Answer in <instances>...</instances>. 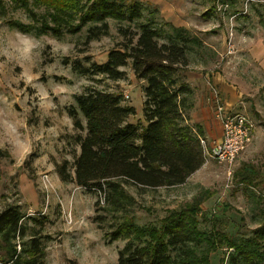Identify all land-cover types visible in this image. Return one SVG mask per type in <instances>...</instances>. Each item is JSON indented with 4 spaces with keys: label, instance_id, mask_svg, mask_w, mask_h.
Here are the masks:
<instances>
[{
    "label": "rangeland",
    "instance_id": "rangeland-1",
    "mask_svg": "<svg viewBox=\"0 0 264 264\" xmlns=\"http://www.w3.org/2000/svg\"><path fill=\"white\" fill-rule=\"evenodd\" d=\"M137 1L146 10L157 9L155 17L166 28L167 23L182 26L203 40V47L189 53V65L178 75L192 89L189 123L207 148L204 165L182 185L144 190L128 186L135 198L129 212L138 225L159 226L172 210L195 205L200 216L222 217V229L228 233L250 236L264 220V0ZM30 7L39 16L48 14L44 6ZM14 20L40 25L26 9L0 0V212L8 206L20 209L28 232L17 249L31 241L35 229L44 264H115L127 239L111 241L107 233L121 214L104 210L103 195L97 191L63 182L57 168L66 160L72 163L79 151L70 138L78 131L68 110L75 104L74 95L87 86L122 93L124 103L136 109L131 118L144 119L143 82L131 63L123 68L126 77L117 81L74 69L78 63L107 61L122 41L119 23L110 20L107 35L86 42L84 28L55 36L49 31L23 32L10 24ZM21 36L34 45L26 56L16 51ZM217 100L254 124L252 142L238 156L231 176L228 166L210 155L222 126ZM11 128L19 139L31 142L22 160ZM98 215L105 217L103 228L93 220ZM200 227L211 230L212 224L203 222ZM229 252H212V264H227Z\"/></svg>",
    "mask_w": 264,
    "mask_h": 264
},
{
    "label": "trees",
    "instance_id": "trees-1",
    "mask_svg": "<svg viewBox=\"0 0 264 264\" xmlns=\"http://www.w3.org/2000/svg\"><path fill=\"white\" fill-rule=\"evenodd\" d=\"M11 1L40 24L10 21L23 32L61 36L84 28L90 42L107 35L110 20H115L122 41L109 52L107 61L78 63L74 69L117 81L126 77L123 68L131 63L143 82L144 119L135 122L130 118L136 109L124 103L122 93L92 86L76 93L68 113L78 131L70 138L79 151L72 163L66 160L57 168L63 182L97 191L103 195L104 210L121 214L107 233L111 241L127 239L115 264H212L211 253L222 248L230 250L227 264H264V220L252 235L240 236L222 229V217L200 216L195 205L172 210L159 226L138 225L129 212L135 198L128 186L138 190L176 187L205 163L201 134L189 123L192 89L178 75L189 65V53L203 47L202 38L182 26L167 23L166 28L155 17L157 9L146 10L137 0ZM31 3L44 6L48 14L37 15ZM24 218L17 206L0 212V264H44V248L35 229L31 241L17 249L28 232ZM93 220L103 228V215ZM203 222L211 223V230L202 229Z\"/></svg>",
    "mask_w": 264,
    "mask_h": 264
},
{
    "label": "built area",
    "instance_id": "built-area-1",
    "mask_svg": "<svg viewBox=\"0 0 264 264\" xmlns=\"http://www.w3.org/2000/svg\"><path fill=\"white\" fill-rule=\"evenodd\" d=\"M214 97L218 98V94L216 93ZM217 117L222 124L223 134L213 142L210 155L218 163L226 164L231 176L232 167L238 156L252 142L254 124L245 114L228 111L219 100H217ZM201 144L206 150L207 142L204 138H201Z\"/></svg>",
    "mask_w": 264,
    "mask_h": 264
},
{
    "label": "clouds",
    "instance_id": "clouds-1",
    "mask_svg": "<svg viewBox=\"0 0 264 264\" xmlns=\"http://www.w3.org/2000/svg\"><path fill=\"white\" fill-rule=\"evenodd\" d=\"M33 46V42L29 38L21 36L19 37V45L17 46L16 51L26 56L31 52ZM9 134L13 137L17 156L21 160L26 158L31 151V142L19 139L15 128L9 129Z\"/></svg>",
    "mask_w": 264,
    "mask_h": 264
},
{
    "label": "crops",
    "instance_id": "crops-1",
    "mask_svg": "<svg viewBox=\"0 0 264 264\" xmlns=\"http://www.w3.org/2000/svg\"><path fill=\"white\" fill-rule=\"evenodd\" d=\"M130 121L134 122L135 120L133 118H130ZM222 134H223V128L222 126H219L218 131L215 133V136L220 138Z\"/></svg>",
    "mask_w": 264,
    "mask_h": 264
}]
</instances>
